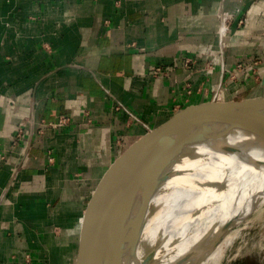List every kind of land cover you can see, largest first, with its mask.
Here are the masks:
<instances>
[{
  "label": "crops",
  "instance_id": "crops-1",
  "mask_svg": "<svg viewBox=\"0 0 264 264\" xmlns=\"http://www.w3.org/2000/svg\"><path fill=\"white\" fill-rule=\"evenodd\" d=\"M261 63L264 0H0V264H91L151 134Z\"/></svg>",
  "mask_w": 264,
  "mask_h": 264
},
{
  "label": "bare ground",
  "instance_id": "bare-ground-1",
  "mask_svg": "<svg viewBox=\"0 0 264 264\" xmlns=\"http://www.w3.org/2000/svg\"><path fill=\"white\" fill-rule=\"evenodd\" d=\"M263 97L264 79L242 112ZM204 128L212 130L205 142L182 148L166 177L151 182L155 157L114 219L100 264H231V246L240 242L239 251L250 231L264 250V142L222 135L225 115L209 116Z\"/></svg>",
  "mask_w": 264,
  "mask_h": 264
},
{
  "label": "water",
  "instance_id": "water-1",
  "mask_svg": "<svg viewBox=\"0 0 264 264\" xmlns=\"http://www.w3.org/2000/svg\"><path fill=\"white\" fill-rule=\"evenodd\" d=\"M216 106V103H211L209 105V108H207V110L202 114L190 118L180 124H177L171 129L166 130L165 132H153L151 134L152 141H149L150 143L144 151V153L148 152V155H150L148 157L150 159L155 154L158 156H156V158L158 159L157 164L156 160L153 162V164L156 165V168L152 167V169L156 170L148 173V178L151 182L153 180H156V173L160 177H166V169L175 163L177 157H179L182 152V148L205 142L210 133H212L211 129L206 130L204 128V120H207L210 114H225V132L222 135L225 134V136H227L228 134H233L234 132H242L243 134L254 136L260 142H264V104H259L256 110L243 112L242 110L246 107L245 99L238 104H231L229 106L225 105V109H217ZM207 124L208 123L206 122L205 126ZM219 133L220 131H217L215 135ZM170 144H173V148L168 150L167 147H169ZM164 147L168 151L163 152L164 155H162V158L160 159L161 154L159 153L163 151ZM161 171H164L165 173L163 172L162 175L160 173ZM146 176L147 174L145 176H142V180ZM109 234L110 232L106 233L103 244L98 247L96 256L91 264H100V262H105V260L101 261V258L103 255H105L106 253L108 254L109 252L108 246L106 244L109 238Z\"/></svg>",
  "mask_w": 264,
  "mask_h": 264
},
{
  "label": "rangeland",
  "instance_id": "rangeland-1",
  "mask_svg": "<svg viewBox=\"0 0 264 264\" xmlns=\"http://www.w3.org/2000/svg\"><path fill=\"white\" fill-rule=\"evenodd\" d=\"M239 66L242 68L243 65L241 64ZM263 68L264 63L258 65L254 64V66H251L252 72L250 73V75L252 76V79L248 83V86H246V89L244 91L238 92L234 100L236 103L248 98L262 84L264 79ZM230 75L232 76V74ZM261 103L262 105L264 104V97L261 99ZM252 234L253 232L250 231L249 234L246 235L248 239L245 244H242V246L239 248V251L238 245L240 244V242H237L231 246L229 254H236V256L232 259L231 264H261L264 257V250L259 249L258 246L253 242L254 239L252 238ZM62 256L63 264H79L80 262H84L86 260V254L80 251L77 255H75L74 251H63Z\"/></svg>",
  "mask_w": 264,
  "mask_h": 264
}]
</instances>
